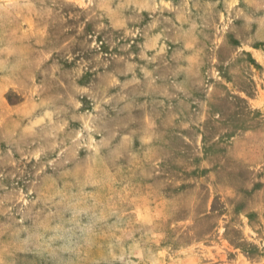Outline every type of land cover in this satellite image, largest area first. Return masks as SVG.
Instances as JSON below:
<instances>
[{
  "label": "rangeland",
  "instance_id": "obj_1",
  "mask_svg": "<svg viewBox=\"0 0 264 264\" xmlns=\"http://www.w3.org/2000/svg\"><path fill=\"white\" fill-rule=\"evenodd\" d=\"M0 264H264V0H0Z\"/></svg>",
  "mask_w": 264,
  "mask_h": 264
}]
</instances>
